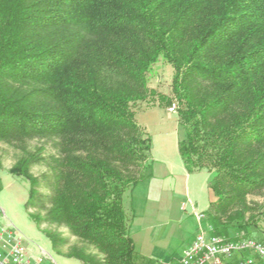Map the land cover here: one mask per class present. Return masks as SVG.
<instances>
[{
  "label": "trees",
  "instance_id": "1",
  "mask_svg": "<svg viewBox=\"0 0 264 264\" xmlns=\"http://www.w3.org/2000/svg\"><path fill=\"white\" fill-rule=\"evenodd\" d=\"M161 58L174 67L185 167L212 174L207 222L228 239L254 238L264 216V0H0V142L22 148L10 172L31 183L28 210L59 254L138 264L124 197L151 176L152 139L135 108L159 95L148 81ZM33 139L55 150L44 158V215L31 211V166L43 159L26 147Z\"/></svg>",
  "mask_w": 264,
  "mask_h": 264
},
{
  "label": "rangeland",
  "instance_id": "2",
  "mask_svg": "<svg viewBox=\"0 0 264 264\" xmlns=\"http://www.w3.org/2000/svg\"><path fill=\"white\" fill-rule=\"evenodd\" d=\"M173 75L174 67L163 58L153 64L148 82L159 95L152 98L153 104H139L135 108L138 123L151 136L153 159L151 176L124 197L125 209L132 217L131 230L138 264H180L199 229L196 214L207 213L216 200L209 187L212 174L206 170L196 171L190 174L189 180V172L181 157L179 142L185 137V129L180 125L178 112L169 111L172 103L177 101L172 92ZM19 146L0 142V224L9 223L22 236L24 246L30 244L37 249L43 248L57 264H63V258L54 249L51 239L28 210L31 183L25 177L10 172L23 154ZM26 147L31 151L42 148L40 154L43 159L31 166L32 173L39 178L38 199L31 211L44 215L52 193V186L44 177L50 174L44 158L54 154L55 150L41 139L29 140ZM258 199L260 197L250 196L251 201ZM259 224L262 233L254 229L247 236L264 241V216ZM42 227L70 238L69 244L76 241L64 226L43 223ZM69 260L70 264H84L77 258Z\"/></svg>",
  "mask_w": 264,
  "mask_h": 264
},
{
  "label": "built area",
  "instance_id": "3",
  "mask_svg": "<svg viewBox=\"0 0 264 264\" xmlns=\"http://www.w3.org/2000/svg\"><path fill=\"white\" fill-rule=\"evenodd\" d=\"M178 102L169 107L176 112ZM199 229L194 241L186 248L180 264H264V243L254 238L228 239L216 234L207 222L206 213H197ZM0 264H43V259H30L23 238L10 225L0 224Z\"/></svg>",
  "mask_w": 264,
  "mask_h": 264
},
{
  "label": "crops",
  "instance_id": "4",
  "mask_svg": "<svg viewBox=\"0 0 264 264\" xmlns=\"http://www.w3.org/2000/svg\"><path fill=\"white\" fill-rule=\"evenodd\" d=\"M192 173H194V172H192ZM192 173L189 172V180H190V174H192ZM8 224L9 223H7L5 226H7ZM133 240H134V238H133ZM26 249H27V256L30 259H32V260L33 259L42 258L43 259V264H57V261L54 259V257L49 252H47L45 249H43V248L37 249V248H35V247H33V246H31L29 244V246L26 247ZM60 257L63 258L62 259L63 264H70L69 263V261H70L69 259L74 258V257L65 256V255H62V254H60ZM239 258H240L239 256H236L232 260V264H238Z\"/></svg>",
  "mask_w": 264,
  "mask_h": 264
}]
</instances>
